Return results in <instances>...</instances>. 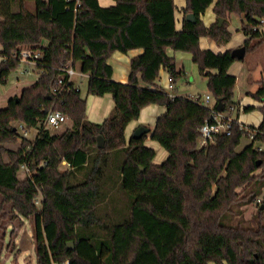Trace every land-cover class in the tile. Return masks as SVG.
<instances>
[{
    "label": "trees",
    "instance_id": "obj_1",
    "mask_svg": "<svg viewBox=\"0 0 264 264\" xmlns=\"http://www.w3.org/2000/svg\"><path fill=\"white\" fill-rule=\"evenodd\" d=\"M211 5L216 19L206 25L201 15ZM174 10L173 0H115L109 6L98 0H0V84L20 64L22 49L42 53L37 79L0 108V231L5 203L15 216L33 217L36 264L66 259L69 264H264V208L249 219L238 210L264 189V170L255 174L264 167V150L256 149L264 145V83L248 92L262 104L241 106L262 114L256 126L249 125L256 129L249 143L237 149L249 133L233 124L229 135L198 146L200 128L217 100L224 111H240L233 99L236 76L229 72L238 59L231 49L201 48L200 38L228 42L227 19L235 14L242 18L246 53L251 40H264L253 30L264 0H186L179 30ZM189 12L193 22L185 19ZM167 48L191 54L207 77L212 106L156 87L161 69L174 82L184 74ZM132 49L141 52L130 59L127 81L114 80L108 58ZM68 56L88 74V94L112 95L113 108L100 123L86 118V99L73 82L58 96L50 94L58 65ZM152 103L166 107L150 133L167 152L159 164L153 163L155 150L144 144L146 135L127 142L124 133ZM51 108L71 121L59 134L43 124ZM18 124L27 132L36 129L35 137L23 136ZM98 135L104 139L101 148ZM18 138L16 150L1 146ZM62 161L68 163L64 169ZM23 163L28 174L19 178ZM117 187L129 203L109 212L103 202ZM3 240L2 233L0 256Z\"/></svg>",
    "mask_w": 264,
    "mask_h": 264
},
{
    "label": "rangeland",
    "instance_id": "obj_2",
    "mask_svg": "<svg viewBox=\"0 0 264 264\" xmlns=\"http://www.w3.org/2000/svg\"><path fill=\"white\" fill-rule=\"evenodd\" d=\"M102 3H104V1ZM236 16L239 17L235 14L230 15L231 18ZM233 23L234 25H239V27L241 28V23H238V21H234ZM258 41L259 39L251 40V47L245 53L244 57L242 59L235 60L229 68V71L234 72V74H236V82L233 87V99L235 101H238V103L239 101L243 104L247 102H250V104L260 103L259 100L251 97V95L248 94V92L254 91L259 86V84H261L262 82L264 83V40H261L259 42ZM238 45L239 44H237L236 46ZM187 53L189 52L180 51V54ZM184 67V74L178 76L175 79L176 90L173 89L168 91L167 89L166 91H171L173 93L177 91L179 95H197L200 97H204L205 94H210L209 89L207 87V77L199 73L197 65L192 61L191 58L188 60L187 64H185ZM76 69H78V65H76ZM37 77L38 72L35 64L20 61V64L17 66V68L8 75L6 83L0 84V108L6 105L8 97L18 95L20 93L21 88L30 85L32 81H35L37 79ZM87 79L88 74H84L82 76H74V80L79 85L81 96L86 99L88 107H91V109L93 110H97L99 107V101H97V98H99L100 96L87 93ZM104 96H109V102H113V98L110 93H106L104 94ZM92 100H96L97 103L92 102ZM213 103L214 98L212 97L209 104L211 105ZM104 107H106V105ZM110 107L113 108V105H110ZM235 112L233 111L232 113L235 114ZM239 113L241 116L243 115V117L246 119H250L253 117V114L244 112L242 109L239 111ZM70 126L71 121L68 120V124L64 127V130H66ZM64 130L58 132V134L63 132ZM35 135L36 129H31L27 133L26 137L29 139H33ZM247 142L249 143L250 140L245 137V139L241 140V143L237 147V149L243 147L245 144H247ZM147 143L151 144V147H153L155 150V161L162 162L165 159L162 158V155H167V152L155 140L151 141L148 139ZM20 144L21 138H18V140L14 142L2 143L1 146L5 148H10L11 150H16L18 149ZM3 160H8L7 154L3 155ZM66 167L67 166L65 164H61L60 166L61 169H64ZM262 170H264V167L257 169L255 171V174L261 172ZM22 171L21 169L18 171L20 177L27 175L26 173H24V171ZM237 190L240 192L242 188H238ZM260 197L261 199L259 202L258 198ZM263 199L264 189L254 201L241 205L238 210H241V214L244 218L249 219L258 213L259 207L262 206L261 201ZM128 203V194L120 187H117L113 191V194L110 197V201L103 202V205L108 209L109 212H111V210L114 208H120L124 210L125 206ZM3 210L7 212V216L1 222L2 225L5 227V230L4 232L0 231V234H4L2 252L0 256V264H36V255L33 243V217H25L23 215L15 216L11 212L9 203H5L3 205ZM224 264L227 263L224 262Z\"/></svg>",
    "mask_w": 264,
    "mask_h": 264
},
{
    "label": "crops",
    "instance_id": "obj_3",
    "mask_svg": "<svg viewBox=\"0 0 264 264\" xmlns=\"http://www.w3.org/2000/svg\"><path fill=\"white\" fill-rule=\"evenodd\" d=\"M104 1V3H102ZM98 0V2L100 3V5L102 6H109L111 4H113L115 2V0ZM174 2V6H175V10H174V15H175V28L177 30L181 29L182 26V20L184 17V12L183 9L186 7V0H173ZM201 19L202 21L206 24L209 25L210 23L214 22V20L216 19V16L212 10V5L209 6L206 11L201 15ZM229 21V30L231 31V38L228 42L221 44V45H217L214 41L208 39L207 37H201L200 38V47L201 48H208L211 49L215 52H223L226 49H232L235 47H238L239 45L242 44V42L244 41V39L246 38L245 34L241 31L239 25H234V21H238V23L242 22V18L241 17H233L231 18L230 16L227 19ZM237 44H239L238 46H236ZM216 45V46H215ZM2 48L0 46V52H1ZM141 52V49H132L129 50L126 53H122L119 51H115L113 52L110 57L108 58V63L112 66L113 72H112V78L116 81H121V82H126L128 79V73H129V63H130V59L139 54ZM166 52L169 56H172L175 59L176 62V67L177 69H182L184 70V66L185 64H187L188 60L191 58L190 53L187 54H180V51L178 50H173L171 48H167ZM185 55V56H183ZM187 55V56H186ZM1 56V55H0ZM0 59H2V57H0ZM231 74H234V72L229 71ZM236 76V74H234ZM169 74L167 72L166 69H161L159 76L156 79V84H159L164 90H176L175 88V82L173 81L172 86H169ZM34 81H32L31 83H33ZM141 85H143V82H140ZM22 89V88H21ZM21 91V90H20ZM167 91V92H168ZM170 95H179L178 92H168ZM183 96H187V95H183ZM99 101V107L97 110H93L91 109V107L89 108L87 103H86V118L92 122H97L100 123L102 122L104 119H106L108 117V114L110 113V110L112 107H110V105H113V102H109L110 98L109 96L105 97L100 96L99 98H97ZM97 101L92 100V102L97 103ZM112 101V100H111ZM254 105V106H260L261 102L259 104H253L250 102L247 103H241L239 101V109L241 110V106L243 105ZM106 105V107H104ZM166 110V107L164 105L161 104H156V103H152V104H148L146 106H144L139 113V116L137 119L130 121L126 128H125V138L127 140V142L129 141V139L132 136L133 131L140 125H144L150 128V132L146 135V138L144 140V144L147 146L151 147V144L147 143V140H151L150 138V133L151 130L154 127L155 121L157 116H159L160 114L164 113ZM235 112V111H234ZM249 114H253L252 118L250 119H246L243 117V115L241 116L240 113L238 112V114H233L232 115L234 117H237L240 121L246 123V124H253V125H257L262 118V114L258 109H255L253 111L248 112ZM20 132V131H19ZM245 139V138H242ZM248 143V142H247ZM153 148V147H152ZM242 148V147H241ZM240 148V149H241ZM10 149V148H9ZM154 149V148H153ZM166 154L162 155V158H166ZM155 157V156H154ZM8 161V160H5ZM153 163L155 164H159L161 162H157L155 161V159L153 158ZM63 164V163H62ZM22 171V170H21ZM23 172V171H22ZM25 173V172H24ZM26 175H24L23 177L19 176L18 173V177L19 178H24ZM31 217V216H30Z\"/></svg>",
    "mask_w": 264,
    "mask_h": 264
},
{
    "label": "built area",
    "instance_id": "obj_4",
    "mask_svg": "<svg viewBox=\"0 0 264 264\" xmlns=\"http://www.w3.org/2000/svg\"><path fill=\"white\" fill-rule=\"evenodd\" d=\"M253 30H257L260 33L264 34V11L261 16L257 18L256 24L253 26ZM20 61L28 62L36 64V60L42 56L40 50H32V49H22L19 52ZM58 69L60 73L53 79V82L50 87V94L52 96H58L64 90H66V83L73 82L75 89H80L77 82L74 80V76H82L85 73L81 72L79 69H76L72 59L70 56L62 59L58 65ZM169 86H172L173 80L169 76ZM156 87L162 88L159 84H156ZM188 98L195 102H200L201 104L210 105V100L212 96L210 94H205L204 97H200L197 95H187ZM235 111L234 107H230L228 111H218L216 108L211 109L209 117L205 120L203 125L200 128V134L198 137V146H204L208 143H213L218 135H229L232 131L233 124H236L239 129L246 130L249 135L246 137L250 141L252 140L254 133L256 132L255 128H250V124H246L240 121L237 117L232 115V112ZM69 117L63 113L58 108H51L45 119L44 126L47 127L51 133H58L64 130V127L68 124ZM256 126V125H255ZM18 130L23 136H27V131L24 129L22 124H18ZM256 149L258 151L264 150V145H256ZM63 164L68 166L66 161H62ZM20 169L23 170L26 174H28V165L23 163L20 166ZM41 193L38 192L37 196L34 198V203L36 206H39L41 203ZM260 198L258 201L260 202ZM53 264H69V260L66 259L61 262H55Z\"/></svg>",
    "mask_w": 264,
    "mask_h": 264
},
{
    "label": "water",
    "instance_id": "obj_5",
    "mask_svg": "<svg viewBox=\"0 0 264 264\" xmlns=\"http://www.w3.org/2000/svg\"><path fill=\"white\" fill-rule=\"evenodd\" d=\"M185 19L188 21H194V14L192 12H189L185 15ZM222 21V18H219V22ZM231 55L235 58L242 59L245 55V47L243 45H240L238 47L232 48L231 49ZM49 96V95H47ZM264 101V99H263ZM215 108L218 111H222L224 109L223 103L221 102V100H217L216 104H215ZM150 132V128L144 125H140L138 126L132 133L133 138H140L143 135H147ZM104 146V139L102 138L101 135L97 136V147H103ZM261 208H263V205L261 206ZM69 247L68 248H73V243L70 241L68 243Z\"/></svg>",
    "mask_w": 264,
    "mask_h": 264
}]
</instances>
